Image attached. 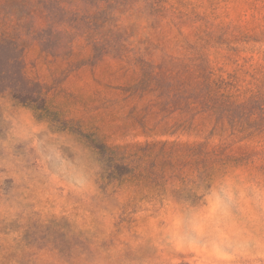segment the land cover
Wrapping results in <instances>:
<instances>
[{"label": "rangeland", "instance_id": "374dc122", "mask_svg": "<svg viewBox=\"0 0 264 264\" xmlns=\"http://www.w3.org/2000/svg\"><path fill=\"white\" fill-rule=\"evenodd\" d=\"M55 1L0 0V264H264V130L195 110L264 105V0Z\"/></svg>", "mask_w": 264, "mask_h": 264}, {"label": "trees", "instance_id": "16d2710c", "mask_svg": "<svg viewBox=\"0 0 264 264\" xmlns=\"http://www.w3.org/2000/svg\"><path fill=\"white\" fill-rule=\"evenodd\" d=\"M25 1V0H23ZM66 2L65 0L55 1V3ZM222 82L212 84V99L208 102H202L195 105L197 112L210 113L214 120L213 132L223 137L224 142L217 146L215 152L219 155L225 153L234 140L243 141L256 136L257 133L264 130V105L259 103L256 97L237 103L233 100V95L221 92ZM189 108L190 106H186ZM259 112L261 118L258 120H251V117ZM202 146H197L195 151L202 152ZM253 156L252 153H247L244 159ZM242 159V158H241ZM229 162H237V159L226 158L223 164L227 165Z\"/></svg>", "mask_w": 264, "mask_h": 264}]
</instances>
